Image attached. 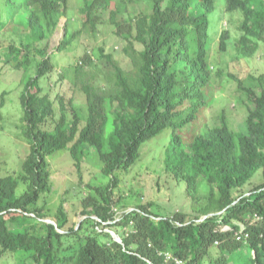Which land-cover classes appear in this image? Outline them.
<instances>
[{"label":"trees","instance_id":"trees-1","mask_svg":"<svg viewBox=\"0 0 264 264\" xmlns=\"http://www.w3.org/2000/svg\"><path fill=\"white\" fill-rule=\"evenodd\" d=\"M81 1V27L71 31L66 21L57 51L108 24L127 59L124 65L101 46L80 55L70 83L84 97L85 116L73 98L64 103L56 96V109L42 86L55 68L47 41L67 17L69 0H0V36L9 25L23 34L0 49V61L23 74L34 68L19 95L18 126L28 152L15 174H0V263L14 256L16 264H264V71L230 75L245 93L246 132L232 131L225 121L189 141L178 132L206 104L212 24L217 53L232 44L237 58L251 57L264 40V0H221L222 14L213 22L216 0ZM134 3L149 10L130 15ZM232 23L237 35L231 41ZM165 129L171 139L164 169L177 186L184 182L189 210L159 212L140 190L125 210L120 185L141 159L142 145ZM61 150L78 173V225L64 205L69 190L54 223L46 221L49 158ZM89 151L97 154L103 181L81 187Z\"/></svg>","mask_w":264,"mask_h":264},{"label":"rangeland","instance_id":"rangeland-1","mask_svg":"<svg viewBox=\"0 0 264 264\" xmlns=\"http://www.w3.org/2000/svg\"><path fill=\"white\" fill-rule=\"evenodd\" d=\"M81 0H69V10L67 17L59 20L55 31L47 41V51L51 56V60L55 66L54 70L49 75V79L43 78L44 93H47L50 99L54 102V107L58 109L59 104L56 96L62 98L64 103L73 98L74 106L81 112L82 116L86 114V104L83 95L75 89L70 83L73 66L78 62V58L86 51H95L97 47H104L106 51L114 54L115 58L121 61L122 64L127 63V59L121 52L122 43L113 33V27L108 24L98 26V32L95 36H90L86 33L80 34L69 45L68 49L57 51L56 46L60 42L64 34V23L68 21L69 29L75 30L81 27L84 19ZM138 4V5H137ZM216 8L211 15L212 22L221 12V0H216ZM148 6L145 3H134L129 5L128 14L134 15L139 11H148ZM235 14H239L236 12ZM229 15L223 14L222 24H225V18ZM212 24L211 48L209 57V66L212 71L209 80L210 85L206 87V104L202 107L195 121H192L180 129L178 132L183 135V139L189 141L193 135L205 131L211 126L219 125L225 121L228 127L234 132H246L245 118L247 107L244 104V95L235 88V82L230 77L233 75L236 78H245L246 74H259L264 71V40L261 41L258 50L251 57L237 58L236 51L233 50V45L229 44L226 52L217 53L215 40L213 35ZM236 23L229 26L232 33L231 41L236 37ZM12 25L7 26L2 31L0 36V49L11 40L18 42L19 37H22V29L14 31ZM1 31V33H2ZM3 35V38H2ZM213 40V41H212ZM230 49V50H229ZM34 68L24 72L12 68L9 64H4L0 61V98L3 97L4 105L0 109V174H15L18 171L19 165L23 157L28 152V144L21 134L20 118L22 108L19 103V95L22 91L24 76L33 74ZM60 73L65 76L60 79ZM244 85L249 84L246 80ZM46 87V88H45ZM254 91L259 93L260 90L254 86ZM1 100V99H0ZM250 105V103L248 104ZM171 131L163 130L159 135L144 143L141 147V159L132 167L129 175L126 178L127 184L122 186V204H125V210H129L138 201L136 194H144L147 198L153 200V205L157 210L167 213L165 207L170 209H178L180 207L189 210L188 199L183 195L185 188L184 182L177 186L173 176L168 174L164 169L163 157L165 148L170 145ZM51 172V191L47 193L45 199L48 206V216L46 220H54V212L61 200V196L66 190H69L65 196L69 198V205H64L71 209V220L79 224L83 215L80 213V205L74 204L79 200L78 194V173L75 166L72 164L71 158L66 151H58L53 157L49 158ZM101 163L97 154L89 151L88 155L82 159L81 172L84 187L86 183L99 185L102 180L100 174ZM260 171H257L253 176V181H257ZM159 180V188L155 187V182ZM176 186H175V185ZM140 190V193L137 192ZM116 194L117 191H115ZM81 194V193H80ZM120 212V211H119ZM118 212V213H119ZM237 223V222H235ZM241 226V224H239ZM18 258L11 256L6 264H16ZM16 261V262H15ZM0 264H4L3 261Z\"/></svg>","mask_w":264,"mask_h":264},{"label":"water","instance_id":"water-1","mask_svg":"<svg viewBox=\"0 0 264 264\" xmlns=\"http://www.w3.org/2000/svg\"><path fill=\"white\" fill-rule=\"evenodd\" d=\"M46 221H48V222H50V223H54V221H51L50 219H49V220H46ZM111 234H112V236H113L116 240L120 241V238H119L115 233L111 232Z\"/></svg>","mask_w":264,"mask_h":264}]
</instances>
